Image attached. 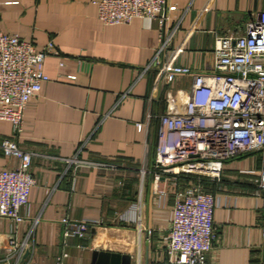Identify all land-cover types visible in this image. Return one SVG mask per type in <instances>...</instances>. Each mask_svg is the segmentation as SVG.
I'll list each match as a JSON object with an SVG mask.
<instances>
[{"label": "crops", "instance_id": "0c3cea01", "mask_svg": "<svg viewBox=\"0 0 264 264\" xmlns=\"http://www.w3.org/2000/svg\"><path fill=\"white\" fill-rule=\"evenodd\" d=\"M259 10L264 0H167L161 49L160 18L105 24L93 0H0V32L59 49L24 110L17 140L32 152L35 184L25 222L0 217V255L12 234L34 241L23 264H59L63 251L65 264H93L94 249L128 252L131 264L166 263L176 185L158 193L150 168L168 94L189 90L192 75L168 81L162 68L211 70L217 35L243 32ZM10 134L12 123L0 120V142ZM15 161L0 146V167ZM262 165L258 152L247 154L206 184L216 197V238L205 264H264ZM64 216L99 223L65 236Z\"/></svg>", "mask_w": 264, "mask_h": 264}, {"label": "built area", "instance_id": "2783aa9c", "mask_svg": "<svg viewBox=\"0 0 264 264\" xmlns=\"http://www.w3.org/2000/svg\"><path fill=\"white\" fill-rule=\"evenodd\" d=\"M93 2L105 24L129 23L136 17L160 18L161 49L167 45L163 27L167 0ZM51 54H59L53 41L38 47L17 33L0 32V120L12 123V134L0 146L6 157L16 160L13 166L0 167V217L16 226L27 220L24 210L35 184L32 152L22 148L17 137L27 104L49 80L44 62ZM162 74L168 81L192 75L189 90L168 94L150 168L158 193L165 195L171 184L176 185L164 264H205L216 238V197L205 189L202 179L219 181L228 162L258 152L263 158L258 186L264 196V10L249 18L243 32L217 35L211 70L193 72L168 63ZM61 221L65 236H85L99 223L68 216ZM29 237L20 242L9 235L0 264H23L26 252L35 247ZM67 256L63 251L59 264H65Z\"/></svg>", "mask_w": 264, "mask_h": 264}, {"label": "water", "instance_id": "95a60500", "mask_svg": "<svg viewBox=\"0 0 264 264\" xmlns=\"http://www.w3.org/2000/svg\"><path fill=\"white\" fill-rule=\"evenodd\" d=\"M131 259L132 256L128 252L108 249H94L92 252L93 264H131Z\"/></svg>", "mask_w": 264, "mask_h": 264}, {"label": "trees", "instance_id": "16d2710c", "mask_svg": "<svg viewBox=\"0 0 264 264\" xmlns=\"http://www.w3.org/2000/svg\"><path fill=\"white\" fill-rule=\"evenodd\" d=\"M208 181H210V179H207V178H203L202 179V182H203L204 186H206V184L208 183Z\"/></svg>", "mask_w": 264, "mask_h": 264}]
</instances>
